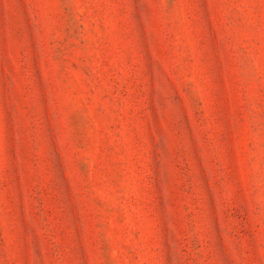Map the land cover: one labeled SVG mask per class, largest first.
Here are the masks:
<instances>
[{"label":"rangeland","instance_id":"374dc122","mask_svg":"<svg viewBox=\"0 0 264 264\" xmlns=\"http://www.w3.org/2000/svg\"><path fill=\"white\" fill-rule=\"evenodd\" d=\"M0 264H264V0H0Z\"/></svg>","mask_w":264,"mask_h":264}]
</instances>
